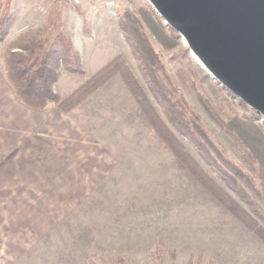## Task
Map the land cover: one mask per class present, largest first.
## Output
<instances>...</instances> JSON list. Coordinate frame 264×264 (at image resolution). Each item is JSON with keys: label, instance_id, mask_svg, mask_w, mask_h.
<instances>
[{"label": "rangeland", "instance_id": "374dc122", "mask_svg": "<svg viewBox=\"0 0 264 264\" xmlns=\"http://www.w3.org/2000/svg\"><path fill=\"white\" fill-rule=\"evenodd\" d=\"M12 10L16 20L0 43V55L27 31L45 49L60 48L63 36L79 55L74 42L85 40L94 67L87 69L80 55L85 79L60 69L62 80L54 87L61 96L73 86L70 77L81 86L122 58L179 143L251 213L155 100L120 28L121 21L133 23L134 17L165 68L169 79L161 71L159 76L170 98L188 107L216 151L208 148L214 161L226 167L220 160L225 159L242 171L246 179L237 177V183L264 215V119L198 64L147 0H13ZM8 99L11 90L0 58V264H215L205 252L209 244L202 242L205 250L181 258L180 239L223 223L221 214L264 244L218 199L210 179L202 181L190 171L179 146L165 138L120 73L70 111L65 119L70 133L64 120L50 130L13 131ZM25 120L32 125V118ZM161 149L169 155H158ZM151 160L153 167L144 169ZM258 223L264 228L263 221Z\"/></svg>", "mask_w": 264, "mask_h": 264}, {"label": "trees", "instance_id": "16d2710c", "mask_svg": "<svg viewBox=\"0 0 264 264\" xmlns=\"http://www.w3.org/2000/svg\"><path fill=\"white\" fill-rule=\"evenodd\" d=\"M12 2L13 0H0V43L5 41L16 20L12 10ZM132 20L133 23L131 21H121L120 28L126 39L132 44L134 54L140 63L155 100L163 107L164 114L176 131L188 139L200 156L217 171L227 187L250 206L251 213L214 183L194 157L179 143L169 127L160 119L146 92L122 58L118 57L113 60L96 75L87 79L70 96L63 99L54 87L59 79L60 69L63 68L72 75L83 79L86 77L79 53L74 49L72 42L63 36L59 37L60 48L45 49L43 42L32 39L31 31H27L22 33L13 45L5 46L1 52L0 58L4 66L5 80L12 89L15 98L26 107L43 111L48 105L54 104L62 112L68 113L111 76L120 73L127 80V84L139 103L146 105L145 107L149 113L154 115V124L162 130L165 138L174 141L176 144L173 146H179L178 148L175 147L178 152H182L180 158L190 166V171L202 181L203 178L210 179L213 186H209L215 191L214 193L218 196V199L240 221L244 222L264 240V228L258 223L259 220L264 222V215L245 197L242 187L238 185L236 180L237 177L242 179H246V177L239 168L232 166L229 161L220 159L226 166L221 167L211 157L208 148L215 151L212 143L208 140L197 121L188 115V107L184 102L178 103L170 98L169 94L171 93L159 76V71L166 75L165 68L145 35L136 25L137 20L134 17ZM166 79H169L167 75ZM255 114L261 116L256 111Z\"/></svg>", "mask_w": 264, "mask_h": 264}, {"label": "water", "instance_id": "95a60500", "mask_svg": "<svg viewBox=\"0 0 264 264\" xmlns=\"http://www.w3.org/2000/svg\"><path fill=\"white\" fill-rule=\"evenodd\" d=\"M212 78L264 119V0H147Z\"/></svg>", "mask_w": 264, "mask_h": 264}, {"label": "crops", "instance_id": "0c3cea01", "mask_svg": "<svg viewBox=\"0 0 264 264\" xmlns=\"http://www.w3.org/2000/svg\"><path fill=\"white\" fill-rule=\"evenodd\" d=\"M74 46L80 52L84 64L85 61L87 60L86 61L87 69L88 67H92L94 65L95 59L92 56L89 58V52L87 50L86 41L80 40L79 43L74 42ZM61 74L56 84H58L59 81L62 80ZM74 80L76 82V79ZM75 82L72 80V77L68 79V83H71V85L73 84V86L68 88L66 92H62L63 99L69 96L73 91H75L80 86V85L76 86L77 82L76 83ZM8 87L10 88L9 85ZM10 90H11L12 99H8L6 100V102L10 103V107L12 111L10 116L14 117L12 119L11 125H13V127L17 129L13 131H19L21 133L25 131V129L29 130L31 127L33 129V132L34 131L37 132V130H41V129L50 130L51 128L52 129H54V127L56 128V124L59 123L58 121L64 120L65 121L64 127L66 132L67 131L69 133L72 132L73 128H71V123L65 120L68 119L69 116H72L71 112L64 113L56 105H51V104L48 105V107L43 111L30 109L26 107L24 104L20 103L15 98L11 88ZM16 104L19 106V108L16 107ZM26 118L33 119L32 125L29 122V120L28 121L25 120ZM163 154H165L166 156L169 155L168 152L165 151L164 149L159 150L158 155H163ZM151 167H153L152 160L144 163V169H148ZM127 170L129 171V167ZM220 216L221 217L223 216V218H221L223 220V223L219 224L217 222L215 223L211 222L212 225L208 231L207 229H204L202 232H195L193 230L191 233V231L190 232L188 231L189 233H191L192 238L180 239L181 240L180 248L182 249L179 250L180 251L179 254L182 256L181 258L184 257L187 258L191 252L195 250L197 251V249L200 248L204 249L205 247L202 246L200 247V244L202 242V245L203 243L204 245L205 243L209 244V248L207 249L206 247L205 252L210 253L209 258H211L212 256L213 260H216L215 264H264V244L261 243V241L258 240L256 237L251 235L250 232L246 231V229L242 227L233 228L232 226L234 225V223L232 224L231 221L232 219H229V222H227V218H230L227 215L221 214ZM219 219L214 217L212 221H216ZM187 235L188 233H186L184 237ZM187 247H189V249H187ZM214 255H216L215 259H214Z\"/></svg>", "mask_w": 264, "mask_h": 264}, {"label": "bare ground", "instance_id": "6f19581e", "mask_svg": "<svg viewBox=\"0 0 264 264\" xmlns=\"http://www.w3.org/2000/svg\"><path fill=\"white\" fill-rule=\"evenodd\" d=\"M184 41H185V39H183ZM186 42V41H185ZM195 58H196V60L198 61V64L200 65V66H202L204 69H205V66L201 63V61L195 56V55H193Z\"/></svg>", "mask_w": 264, "mask_h": 264}]
</instances>
